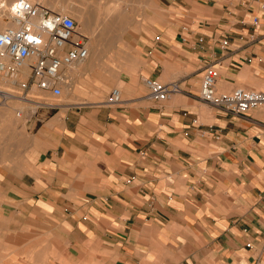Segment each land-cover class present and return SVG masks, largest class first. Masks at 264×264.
<instances>
[{"label":"crops","instance_id":"obj_1","mask_svg":"<svg viewBox=\"0 0 264 264\" xmlns=\"http://www.w3.org/2000/svg\"><path fill=\"white\" fill-rule=\"evenodd\" d=\"M127 2L131 19L90 31H140L122 102L45 108L24 129L0 111V264H264V105L237 117L198 97L208 65L217 88L264 89V0ZM144 78L180 91L155 102Z\"/></svg>","mask_w":264,"mask_h":264},{"label":"built area","instance_id":"obj_2","mask_svg":"<svg viewBox=\"0 0 264 264\" xmlns=\"http://www.w3.org/2000/svg\"><path fill=\"white\" fill-rule=\"evenodd\" d=\"M0 9L5 10L3 4ZM7 13L10 25L0 31V80L21 91L22 95L16 97H34L38 99V107L51 109L55 106L43 100L62 95V88L69 81L66 70L84 63L89 57L88 39L71 16L53 12L38 0H13ZM159 40L160 36L156 35L154 41ZM218 77L219 72L212 65L205 67L201 77L198 97L210 108L241 117L264 105V89L218 91ZM143 84L149 99L158 103L168 101L180 91L177 82L162 83L144 78ZM4 96L10 97L6 100L15 98L0 91L2 101H5ZM120 102L121 92L111 89L106 104ZM261 245L264 248V233Z\"/></svg>","mask_w":264,"mask_h":264},{"label":"rangeland","instance_id":"obj_3","mask_svg":"<svg viewBox=\"0 0 264 264\" xmlns=\"http://www.w3.org/2000/svg\"><path fill=\"white\" fill-rule=\"evenodd\" d=\"M5 1H7V3H11L13 0H5ZM113 6L117 7L116 11L113 13V16L107 17L106 15L107 10ZM156 6H157V0H151L152 12L155 11ZM134 8H136V6H132V4L128 3L127 0H122L120 3L116 2L115 0L114 1L98 0L97 2H94L92 4V11H93L92 14H86L84 12L85 11L84 8L82 10L80 9V7H78V3H76L70 8L71 11L74 10L73 14L72 13H64V14L71 16L76 21L77 27L80 32L82 29H84L85 22L82 28V26H80L78 21L76 20L77 18L76 15L83 14V16L86 18L85 31L90 32L97 25L98 26L116 25V22L119 20V18H121V13L122 14L125 13L124 15L125 16L128 15L127 17L131 19ZM180 13L181 12L178 10L169 8L166 12V17L167 18H174L176 16L178 17V16H181ZM7 26L8 24L5 27ZM98 30L101 33L105 31V29H97V31ZM110 31H112L111 34L113 35L114 39L116 37L118 38L119 35L121 36L122 43L121 42L118 43V46H120L123 49L126 48L123 52L125 54L127 53V55L130 56V60L127 62H120L122 61L120 60V57H122L124 54H118L117 56L116 55L117 53L111 50V49H114L112 46H109L107 48L108 43H106V41L100 42V47L103 49V51H101V53L100 52L98 53V56L96 59L98 62V65L93 67V69L90 70L91 72H78L76 74L74 73L73 70L70 73H68L70 69L66 70V75L67 76L69 75L68 76L69 81H68V85L63 86L62 95L59 98L48 97L47 100H43V101H45L48 105H53L59 108L80 106L86 103L87 104L88 103L101 104V103H106L107 96L111 89L113 88L119 89V86H121L120 89L121 88L122 89L120 90V92L121 91L123 92L125 87H127V84L128 83L131 84V82L129 81L135 78L136 71L138 68L137 67L138 61L135 62V60L132 58L135 56L133 54V48L131 44L134 42L133 41L134 38L138 36L140 31L138 30H124V31L121 30L120 31V29H116V28L110 29ZM155 34H156V31L152 30L151 37L153 38ZM115 56H117V59H119L118 61L113 60ZM84 64L85 63H83V65ZM130 64L132 65L137 64V65L134 67L133 70H130V67H131ZM73 73H74V76L72 75ZM72 76L74 77V79ZM235 88H244V89L253 90V91L262 89L261 87L255 88L252 85H247V84H238L233 87L231 86L227 89L226 88L222 89L218 84V91L227 92ZM0 91L10 93L14 96L22 95L19 89H17L16 87L9 86L7 83L3 82L2 80H0ZM122 98H123V95H122ZM33 106L34 105H30L22 101H16V99L14 98L12 100L9 99L5 101H2V99L0 98V111L2 112L4 110L6 111L11 107L13 118L17 117V121L22 123L23 129H24L25 121L29 120L30 118H38V119L43 120L44 118L49 116V113H46V114L44 113V111L46 110L45 108L37 107L36 109H34L35 106L34 107ZM40 113H44V114L40 116L39 115ZM1 117L2 115L0 114V156L4 157L7 154V152L9 153L10 151H14V149L9 148L8 146L6 148L5 146L7 144H6V134H5L4 128H5V123H7V121H4V119Z\"/></svg>","mask_w":264,"mask_h":264},{"label":"bare ground","instance_id":"obj_4","mask_svg":"<svg viewBox=\"0 0 264 264\" xmlns=\"http://www.w3.org/2000/svg\"><path fill=\"white\" fill-rule=\"evenodd\" d=\"M31 1V0H29ZM3 4L4 7H5V10H1L0 9V30H3L5 28V26L8 24L10 25V22H9V17H8V13H7V7L10 5V3H7V1L5 0H0V5ZM117 7H111V8H107V17H111L113 15V13L115 12ZM73 14V13H72ZM74 16V15H73ZM76 20L78 21L79 25L82 26L83 28V24H84V19L83 18H80V15L77 14L76 15ZM81 29V28H80ZM110 29H113L109 26V28H106L105 31H103L102 33L98 31L96 32H87L85 31L84 29L81 30V33L88 39V49H89V57L88 59L84 62L85 64L83 65V63L81 64H77L73 67L70 68L69 72L70 73L72 70L74 71V73H78V72H91L90 70L93 69V67H95L96 65H98V62H97V56H98V53L101 51H103V49L100 47V42H103V41H106V43H108V46H112L114 49H111L113 50L115 53H117L116 55L118 56V54H124L122 57H120V62H127L130 60V56L127 55V53L125 54L123 51L126 49H123L121 48L120 46H118V43H122V39H121V36L119 35V37L115 38L113 37V35L111 34L112 31H110ZM121 31V30H120ZM124 31V30H122ZM122 34V33H121ZM114 55V54H113ZM117 56H115V58H113V60H116L118 61L119 59H117ZM114 57V56H113ZM135 62L137 61L136 58L132 57ZM112 61V60H111ZM139 62V61H138ZM137 62V63H138ZM137 65V64H136ZM135 64L132 65L130 64V70H133L134 67L136 66ZM74 73L72 74L74 76ZM85 75V74H84ZM222 75V74H221ZM67 76V75H66ZM69 76V75H68ZM67 76V77H68ZM72 76V77H73ZM78 76V75H77ZM170 76V75H169ZM69 79V77H68ZM74 79V77H73ZM72 80V79H71ZM74 81V80H73ZM77 81V80H76ZM75 82V81H74ZM110 82V81H109ZM220 85H222V88H227L225 87L226 85L220 80ZM72 84V82H71ZM75 84V83H74ZM104 86V85H103ZM228 86V85H227ZM105 87V86H104ZM121 86H119V91L122 89H120ZM106 88V87H105ZM122 92V91H121ZM7 98H10L9 96H4L3 99L6 100ZM16 101H22V102H25V103H28L30 105H34L36 109L39 105L38 103V99H34V97H26V98H18L15 96ZM12 100V99H11ZM15 102V100H14ZM122 102V101H121ZM4 103V102H3ZM20 103V102H19ZM33 106V107H34ZM32 107V106H31ZM11 108V107H10ZM12 110V109H11ZM17 113V112H16ZM20 113V112H19ZM8 114V113H7ZM12 114V113H11ZM21 114V113H20ZM27 114V113H26ZM16 115V114H15ZM13 117H11L12 119ZM17 119V117H16ZM12 122H14V119L12 120Z\"/></svg>","mask_w":264,"mask_h":264}]
</instances>
